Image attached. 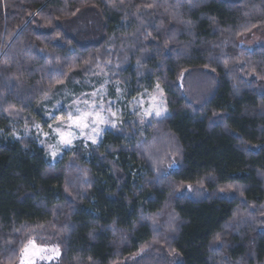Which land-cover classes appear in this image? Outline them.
Wrapping results in <instances>:
<instances>
[{
  "label": "trees",
  "instance_id": "trees-1",
  "mask_svg": "<svg viewBox=\"0 0 264 264\" xmlns=\"http://www.w3.org/2000/svg\"><path fill=\"white\" fill-rule=\"evenodd\" d=\"M257 32L264 0H0V264L30 243L61 264H264V48L239 47ZM109 63L169 116L56 166L11 140Z\"/></svg>",
  "mask_w": 264,
  "mask_h": 264
},
{
  "label": "rangeland",
  "instance_id": "rangeland-1",
  "mask_svg": "<svg viewBox=\"0 0 264 264\" xmlns=\"http://www.w3.org/2000/svg\"><path fill=\"white\" fill-rule=\"evenodd\" d=\"M77 30L76 27L73 34H77ZM239 47L249 51L264 48V32L245 36L239 41ZM111 69L110 63L100 65L93 76L54 90L53 99L43 107L45 123L16 130L11 140L36 139L39 147L46 151L48 162L56 166L67 153L78 148L98 147L106 133L122 130L127 123H135L142 129L169 116L162 88L157 86L152 92L127 101L122 87L112 81ZM184 190L189 195L195 194L191 188ZM22 254L17 264H61L62 253L53 246L30 243Z\"/></svg>",
  "mask_w": 264,
  "mask_h": 264
},
{
  "label": "snow or ice",
  "instance_id": "snow-or-ice-1",
  "mask_svg": "<svg viewBox=\"0 0 264 264\" xmlns=\"http://www.w3.org/2000/svg\"><path fill=\"white\" fill-rule=\"evenodd\" d=\"M157 115H159V113H157ZM68 143H70V141H67Z\"/></svg>",
  "mask_w": 264,
  "mask_h": 264
}]
</instances>
